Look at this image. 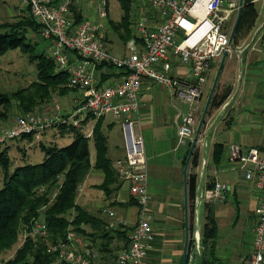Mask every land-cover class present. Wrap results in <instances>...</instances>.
Segmentation results:
<instances>
[{"label": "crops", "instance_id": "crops-1", "mask_svg": "<svg viewBox=\"0 0 264 264\" xmlns=\"http://www.w3.org/2000/svg\"><path fill=\"white\" fill-rule=\"evenodd\" d=\"M126 6L130 10L129 25L122 22L124 3L121 0L108 1L109 15L106 20L101 19L95 0H81L69 16L73 19L102 21L104 23L102 37L107 50L114 55L126 56L127 43L138 37L136 25L142 16L149 17L154 24L161 22L160 12L149 3L128 1ZM257 22L256 19L250 34L240 40L226 59L217 89L222 91L231 86V94L224 103L228 105L224 108L223 104L220 108L209 110L206 125L196 147L199 149V166L196 169L197 193L216 182L226 183L230 187L224 200L204 202L195 208L193 224L201 234L206 223L208 205L217 221L215 245L217 264H247L252 251L254 229L258 222L256 210L259 194L253 184L245 178L246 167L250 164L244 165L240 158L232 156L233 146H237L242 154H246L251 147H257L260 153L264 154V49L260 38L264 20L262 23ZM169 58L172 62V75L193 81L190 66L181 63L172 52L169 53ZM220 60L221 58L212 65L202 95L195 104L179 98L174 88L169 85L148 79L143 83L140 108L135 115L136 131L144 136L149 173L148 190L151 196L146 208L152 216L156 237L146 264H182L185 245L184 167L192 141L187 144L179 142L178 125L180 115L191 109L195 111L200 121ZM124 75L123 70L108 65L101 66L96 71V79L100 84L121 81ZM55 94L53 93L51 99L43 104L48 108L43 107L39 109L40 112H54L51 113L54 115L71 112L82 97L81 91L76 89L59 97ZM10 115L7 121L0 120V129L15 121L16 112L13 111ZM97 123L106 137L109 159L115 163L118 159L124 158L126 137L121 120L107 115L100 120L90 119L83 123L81 129L88 126L83 132L86 136L91 132L92 135L88 137L93 141ZM51 130L52 128L46 130L44 134L50 133ZM40 134L42 133L31 140L40 137ZM95 151L96 155L93 157L90 149L91 169L80 185L77 203L99 216L106 224L105 229L112 234L123 227L132 229L139 222L140 206L131 202L133 197L130 195L128 184L124 182H121L111 198H107L104 191L97 187L103 183L105 174L96 167L97 149ZM190 171L189 165L188 178ZM110 211H114L115 215L110 216ZM83 227L87 232L92 231L89 224H84ZM229 229L234 244L230 252L226 246L229 237H225L227 234L220 237L222 230L227 232ZM77 237L84 238L81 235ZM90 241L94 244L92 239ZM123 245L124 242L114 239L111 246L114 249L112 257H115ZM203 251L201 243L199 251L190 252V261L199 264ZM106 256L108 257L101 253L102 260Z\"/></svg>", "mask_w": 264, "mask_h": 264}, {"label": "built area", "instance_id": "built-area-1", "mask_svg": "<svg viewBox=\"0 0 264 264\" xmlns=\"http://www.w3.org/2000/svg\"><path fill=\"white\" fill-rule=\"evenodd\" d=\"M80 1L20 0L41 25V35L49 42L58 67L69 73L68 86L80 90L82 97L71 112L58 115L31 112L18 116L11 125L0 129V147L9 140L39 134L63 124L81 127L85 120H98L107 115L120 119L126 137V154L114 166L140 206L139 222L130 231L128 246L119 250L114 258L104 261L90 240L70 233L67 241L49 245L47 252L55 255L52 264H146L156 237L152 216L146 208L151 196L144 136L136 131L135 115L140 108L143 83L148 79L169 85L179 98L195 104L202 95L212 65L224 53L232 52L230 22L238 13L241 0H132L149 3L157 9L161 22L154 24L149 17L142 16L136 25L138 37L127 43L126 56L114 55L107 50L102 37V21L75 22L69 16L71 7ZM95 1L101 19L106 20L109 0ZM260 38L264 49V25ZM170 52L191 67L193 81L171 74ZM103 63L123 70V79L100 84L96 71ZM198 122L192 109L180 115L178 138L181 144L193 141ZM91 135V132L87 134ZM232 156L240 158L244 165L250 164L246 167L245 178L259 194L258 222L247 264H264V154L257 147L242 154L237 146H233ZM229 190L228 184L216 182L213 187L197 193L195 208L204 202L224 200ZM109 214L114 216L115 212ZM30 235L47 237L46 224L34 220ZM192 242L193 250L199 251L202 243L199 229L193 231Z\"/></svg>", "mask_w": 264, "mask_h": 264}, {"label": "trees", "instance_id": "trees-1", "mask_svg": "<svg viewBox=\"0 0 264 264\" xmlns=\"http://www.w3.org/2000/svg\"><path fill=\"white\" fill-rule=\"evenodd\" d=\"M121 1L124 3L122 22L124 25L126 23L129 25L130 10L126 4L132 0ZM74 8L75 5L71 7V11H75ZM27 9L30 25L35 26L41 35V25L32 16L30 8L27 7ZM256 19L257 11L254 2L245 0L242 18L234 38L235 45H238L241 39L250 34ZM82 20L74 19L75 22ZM24 25L23 22H17L6 23L0 27V54L15 49L28 54L31 62L36 65L37 78L28 86L19 88L12 94L0 89V120L2 121H7L10 118L8 107L12 101L17 102L20 111L26 114L35 113L37 112L36 108L47 103L53 93L65 95L70 90H75L68 86L69 73L61 70L52 56H48L44 52L35 54V44L38 42H32L28 37V32L21 30ZM104 65L112 67V65L103 63L98 68ZM231 91V86L222 91L217 89L210 110L220 108L228 100ZM86 122L87 120L83 123ZM59 128L62 133L72 132L75 135L73 142L63 147L43 146L44 161L18 167L5 182L4 187L0 189V253L11 249L18 242L23 228H27L31 232L34 220L42 221L48 230L47 237L39 238L33 237L29 232L22 246L16 250L15 256L3 264H52L55 255L47 252L48 246L59 241H67L70 233L81 235L86 240L92 239L93 245L99 253L108 255L104 261L114 258L111 255L114 250L111 246L115 238L124 242L123 248L129 244L131 229L120 228L114 235L105 229L106 224L99 216L90 213L77 203L80 185L91 169L90 138L82 132L81 128L74 125L63 124L59 125ZM32 135H25L23 138ZM93 138L97 149L96 167L105 174L103 183L97 187L104 191L107 198H111L123 179L117 172L114 162L107 155L106 137L98 123L95 126ZM1 149L2 147H0ZM3 156L4 153H1L2 161L4 160ZM198 166L199 149L196 148L191 159V171L188 178L190 233L195 230L193 223L198 189V173L196 172ZM213 185L208 187L211 188ZM131 202L138 205L134 198ZM84 224H89L92 231L87 232L83 227ZM217 233V221L208 205L206 223L202 232L204 251L199 264H217L218 257L215 249ZM192 251V245H190V252Z\"/></svg>", "mask_w": 264, "mask_h": 264}, {"label": "rangeland", "instance_id": "rangeland-1", "mask_svg": "<svg viewBox=\"0 0 264 264\" xmlns=\"http://www.w3.org/2000/svg\"><path fill=\"white\" fill-rule=\"evenodd\" d=\"M254 6L257 11V23H262L264 20V0H257L254 2ZM236 16L237 13L230 22V29L235 22ZM17 22H23L25 25L21 27V30L28 32V37L32 42H38V44H35V54L44 52L46 55L52 56L49 50L48 42L41 37L35 26L30 25L31 22L27 6H24L20 0H0V27L6 23L14 24ZM36 78V65L31 62L28 54L22 53L19 49L9 50L6 53L0 54V89L3 92L12 94L19 88L28 86L31 82H33V80H36ZM55 96L59 97L60 94L56 92ZM43 107L46 109L48 108V106H43V104L39 105L36 108V113H45L39 111V109H43ZM8 110L10 114H12L13 111L16 112V117H14L15 119L20 115L26 114L25 112L20 111L16 101H12ZM51 113L54 112H50L48 114ZM84 127L85 128L82 127L83 130L81 129L82 132L88 129V126ZM45 131L40 134V137H36L33 140L31 139L37 134L26 136L27 138L21 137L9 140L2 147L0 154L4 153V160L2 161L0 157V189L4 187L5 182L18 167L43 162L45 159L43 146L63 147L69 145L75 139V135L72 132L62 133L59 126L52 128L51 132L48 134H44ZM116 139H118V136H116ZM90 149L93 152V157H95L96 149L93 139L90 140ZM230 231L231 229H229V231L227 230V232L222 230L220 233V237H223L225 234H227L225 237H229V243L226 245L228 246L229 252L234 245L232 242L233 235ZM29 232L30 231L27 228H23L20 232L18 242L13 245L11 249L0 253V264H3V262L15 256L16 250L22 246L25 238L29 235ZM191 245L193 246V242Z\"/></svg>", "mask_w": 264, "mask_h": 264}, {"label": "water", "instance_id": "water-1", "mask_svg": "<svg viewBox=\"0 0 264 264\" xmlns=\"http://www.w3.org/2000/svg\"><path fill=\"white\" fill-rule=\"evenodd\" d=\"M243 8H244V0H241L240 1V7L238 10L235 22H234V24L231 28V31H230V46L232 49L236 48V45L234 44V38H235V35L237 33V30H238V27H239V24H240V21L242 18ZM228 55H229V53L226 52L221 57V60H220V63H219L213 84H212V88H211L206 106H205L204 111L202 113V116L200 118L197 130H196V134L193 138L191 148H190V151H189V154H188V157L186 160V164L184 167L185 245H184V252L182 255V264H193V261L192 260L190 261V254H191L190 253V245L192 242V235L190 233V227H189L188 168H189L192 156L194 154V151L196 150L197 143L199 141V137L202 133L204 126L206 125V118H207V115L209 113L213 97L216 93V90H217V87H218V84L220 81V77L222 75V72H223L225 62H226Z\"/></svg>", "mask_w": 264, "mask_h": 264}]
</instances>
